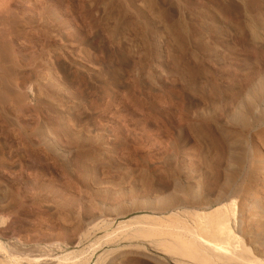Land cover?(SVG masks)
Listing matches in <instances>:
<instances>
[{
  "label": "rangeland",
  "instance_id": "rangeland-1",
  "mask_svg": "<svg viewBox=\"0 0 264 264\" xmlns=\"http://www.w3.org/2000/svg\"><path fill=\"white\" fill-rule=\"evenodd\" d=\"M0 9V262L192 264L117 229L231 199L264 248V0Z\"/></svg>",
  "mask_w": 264,
  "mask_h": 264
},
{
  "label": "bare ground",
  "instance_id": "bare-ground-1",
  "mask_svg": "<svg viewBox=\"0 0 264 264\" xmlns=\"http://www.w3.org/2000/svg\"><path fill=\"white\" fill-rule=\"evenodd\" d=\"M236 214V204L231 199L209 213L193 215L195 227L188 226L181 217L176 216L168 224L150 219H134L123 223L117 230H131L135 238L157 239L161 251L192 264H264V248L250 242L247 244L249 249H246V244L237 238ZM63 260L78 264L76 257L67 256Z\"/></svg>",
  "mask_w": 264,
  "mask_h": 264
}]
</instances>
